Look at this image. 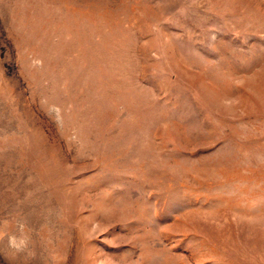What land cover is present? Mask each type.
Masks as SVG:
<instances>
[{
	"label": "rangeland",
	"instance_id": "rangeland-1",
	"mask_svg": "<svg viewBox=\"0 0 264 264\" xmlns=\"http://www.w3.org/2000/svg\"><path fill=\"white\" fill-rule=\"evenodd\" d=\"M0 264H264V0H0Z\"/></svg>",
	"mask_w": 264,
	"mask_h": 264
}]
</instances>
